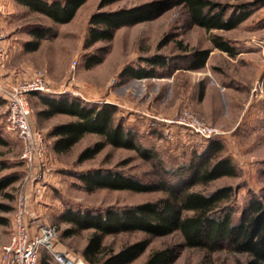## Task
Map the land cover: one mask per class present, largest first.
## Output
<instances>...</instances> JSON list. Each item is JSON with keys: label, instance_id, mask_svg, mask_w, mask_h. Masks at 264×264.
Wrapping results in <instances>:
<instances>
[{"label": "rangeland", "instance_id": "obj_1", "mask_svg": "<svg viewBox=\"0 0 264 264\" xmlns=\"http://www.w3.org/2000/svg\"><path fill=\"white\" fill-rule=\"evenodd\" d=\"M99 1L85 0L70 21L54 23L45 15L10 0L17 7V14L6 25L9 30L0 27L5 34L9 31L16 35L17 40L13 38L9 44L8 56L0 66V78L10 75L24 80L42 70L55 92L53 95L67 94L87 103L115 104L114 122H121L130 129L132 139L139 146L155 150L166 168L189 160L195 148L202 149L208 142L164 122L161 117H175L186 110L222 130L224 134L219 136L222 148L213 154L207 153L205 159L213 163L220 157L228 156L236 167V174L223 175L207 183L194 181L187 188L208 194L217 188L231 186V196L223 205L232 208L233 220L237 222L251 195L264 188V51L259 48L260 52L249 54L257 58L253 65L252 60L230 56L216 49L211 41L212 34L230 41V36L241 35L243 31H206L191 23L185 6L177 4L154 18L118 28L108 43L109 50L103 60L86 68L84 61L87 55L107 45L99 41L88 48L83 46L90 15L97 10ZM147 1L151 0H117L103 9L129 7ZM220 1L236 5L252 0ZM252 10L257 13L252 14V19H255L256 15L264 12V0H260ZM33 24L50 26L52 31L41 40L38 51L29 52L23 49L24 44L22 46L17 42L30 37L28 29ZM197 50H207L208 55L202 65L191 68L194 62L192 56ZM153 56L166 59L165 65H154L155 76L135 78L122 75L128 66L152 67L148 59ZM62 90L65 92H59ZM28 101L31 126L42 129L46 134L48 162L43 176L28 185L33 187H28L30 192L25 218L33 228L38 223L56 225L59 249L82 256V248L92 232L91 229H84L65 236L64 230L71 224L60 220L59 215L66 207L101 211L109 207L156 201L168 195L161 188L136 191L98 187L86 190L78 173L90 169L116 170L146 182H157L162 174L156 159L143 157L136 149L111 144L104 145L93 157L78 161V155L85 147L102 140L96 133H85L67 152L55 153L51 148L53 138L48 136V131L55 124L72 117L62 113L49 118L39 117L36 112L42 107L40 101L32 94L28 96ZM0 137L3 139L0 142V178L8 175L17 177L0 190L1 251L10 239L15 198L27 171L21 159L22 143L15 133L6 128L4 101L0 103ZM168 177L165 176L167 181ZM143 239L147 240L146 248L127 264H143L151 251L165 247L175 251L170 264H246L248 259L245 253L233 252L227 246L211 253L186 246L178 230L158 236H151L142 230L122 231L104 236L102 242L118 251L126 244ZM44 256L45 260L52 262L49 254L42 249L39 264Z\"/></svg>", "mask_w": 264, "mask_h": 264}, {"label": "trees", "instance_id": "obj_2", "mask_svg": "<svg viewBox=\"0 0 264 264\" xmlns=\"http://www.w3.org/2000/svg\"><path fill=\"white\" fill-rule=\"evenodd\" d=\"M30 11L39 12L54 23L70 21L79 6L85 0H19ZM117 0H100L97 10L89 18V26L83 46L88 48L96 42L103 41L107 45L98 47L87 55L84 61L86 68L100 63L109 50L108 43L113 39L115 31L124 25H132L160 15L166 9L181 4L185 6L189 21L203 27L206 31L213 29L229 30L245 20L253 6L260 0L243 1L236 5L224 4L220 0H151L129 7L104 10L103 7ZM231 9V10H230ZM52 31L50 26L42 24L30 25L28 33L31 39L24 43V50H36L43 38ZM212 44L229 54L234 53L229 41L218 34L211 35ZM208 55L207 50L193 53L194 62L191 68L199 67ZM163 56H153L145 67H126L122 75L135 78L155 76L154 65H165ZM42 107L36 115L49 118L62 113L72 119L55 124L48 131L53 138L51 148L55 153L67 152L85 133H96L102 140L85 147L78 155V161L93 157L106 144L115 147L133 148L143 157L154 158L160 168L162 177L157 182H146L132 175L116 170L95 168L78 173L83 187L92 190L98 187L109 189H130L136 191L155 188L165 189L168 195L156 201L142 202L125 207H109L105 210L74 209L66 207L59 219L71 224L64 230L65 236L91 229L81 255L89 263L127 264L136 258L147 246V240H139L126 244L118 251L103 244V238L109 234L122 231L142 230L151 236H158L178 230L183 243L189 247L205 249L208 253L227 246L233 252L245 253L246 264H264V188L253 194L242 209L239 219L234 222L232 208L224 206L232 193L231 186H223L205 194L198 190L188 189L194 181L207 183L223 175H234L237 170L228 156L220 157L213 163L205 157L218 152L222 148L219 137L207 139V145L195 148L189 160L172 168L163 166L157 152L151 148L141 147L132 139V132L121 122H114L116 105L110 102L87 103L67 94H46L32 92ZM3 99L0 97V103ZM0 142H3L0 137ZM264 175V168L262 169ZM169 176V180L165 176ZM173 178V179H172ZM17 179L15 175L0 178V190ZM172 180V181H171ZM175 257L171 247L151 251L143 264H170ZM40 264H53L41 259Z\"/></svg>", "mask_w": 264, "mask_h": 264}, {"label": "built area", "instance_id": "obj_3", "mask_svg": "<svg viewBox=\"0 0 264 264\" xmlns=\"http://www.w3.org/2000/svg\"><path fill=\"white\" fill-rule=\"evenodd\" d=\"M256 44L264 51V40H258ZM8 53L5 33L0 27V66H3ZM32 92L55 93L49 86L44 71L38 70L32 77L24 80L14 79L10 75L0 78V97L6 104V128L21 141V159L27 167L15 198L10 239L0 251V264H38L42 249L49 254L53 264H95L87 262L82 256L72 255L68 250L59 249L56 225L38 223L33 228L26 221L27 187L43 176L48 162L46 134L42 129L33 128L30 123L28 96ZM160 119L205 140L224 134L222 130L205 123L186 110L175 117Z\"/></svg>", "mask_w": 264, "mask_h": 264}, {"label": "crops", "instance_id": "obj_4", "mask_svg": "<svg viewBox=\"0 0 264 264\" xmlns=\"http://www.w3.org/2000/svg\"><path fill=\"white\" fill-rule=\"evenodd\" d=\"M9 2H10V0H1L0 1V25L3 26V29H5V30L6 29L9 30V28H7L6 25H8V23H10V21H12V19H14L16 14H17L16 13V8H17L16 5L14 6V4L12 5L11 2L10 3ZM15 2L18 3L20 6L26 7L29 10V8L26 5L22 4L19 0H15ZM255 13H256V11L252 10V13L245 20L240 22L234 28L229 29L231 32L233 30H238V29L243 31L241 35H237V36L232 35L229 37L231 39L229 41V43L233 47L234 53L229 54L228 52L221 50V49L215 47L214 45L213 46L216 49H218V50H220L226 54H229L230 56H241V58H243L247 61L252 60L251 61L252 63H253V61L257 60V58H254L253 56L251 57L249 54H256L257 51L260 52L259 46L256 44V42L258 40H264V12L259 14V15H256V17H254L255 19H252L253 18L252 14H255ZM28 35H29V33H28ZM13 38H15V40H17L16 35L11 34V33H9V31H7V33L5 34V43H6V45H8V48H9L10 42H13V40H12ZM29 39H31V36L20 39V42L18 41L17 43H20L23 46V44L26 41H28ZM14 43H16V41H14ZM39 47H40V45H39ZM39 47L36 49L37 51H38ZM36 50L29 51V52H35ZM253 65H254V63H253ZM151 66H153V65H151ZM150 77H153V76H150ZM141 78H145V77H141ZM201 96H202V94H201ZM28 187H30V189H31L33 187V185H30ZM28 187H27V198H29V192H30L29 191L30 189L28 190ZM35 187H37V186H35Z\"/></svg>", "mask_w": 264, "mask_h": 264}]
</instances>
